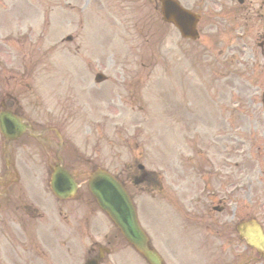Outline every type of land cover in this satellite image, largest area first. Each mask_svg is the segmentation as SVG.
I'll return each mask as SVG.
<instances>
[{
	"label": "rangeland",
	"instance_id": "374dc122",
	"mask_svg": "<svg viewBox=\"0 0 264 264\" xmlns=\"http://www.w3.org/2000/svg\"><path fill=\"white\" fill-rule=\"evenodd\" d=\"M87 2L0 0V15L6 16L10 11L7 17L17 28L8 60H3L11 66L8 78L13 91L19 88L16 96L21 104L41 101L39 106H30V114L50 119L62 113L67 119L62 123L63 132L85 159L115 171L135 157L148 171L169 175L171 167H177L169 161L173 148L178 149L175 156L180 160L185 157L182 149L191 143L187 132L183 137L178 135L181 128H199L212 139L216 132L224 134L233 127L235 133L227 135L238 150L243 148L242 141L251 143L248 130L264 128V116L255 113L253 117L244 104L246 99L240 93L234 94L235 87L229 88L224 81L211 82L208 71L193 58L196 50H187L169 31L162 29L163 35L148 48L142 44L134 24L108 22L111 34L107 32L105 39L98 40L103 21L97 16L107 14L100 9L118 6V0H101L99 9L94 1L92 7ZM147 27L145 34L150 32V25ZM68 36L73 41L62 43ZM99 69L107 78L100 85L93 81ZM182 76L191 82L186 90ZM205 99L208 107L203 108ZM234 103L237 113L231 110ZM230 112L233 120L228 118ZM92 218L94 240H105L106 234L111 241L106 264H121V259L133 264L134 254L119 240L107 219L96 209ZM49 219H55L50 212ZM20 237L27 239L26 235ZM76 243L78 247L71 253L78 259H48L43 264H80L89 243L84 235L76 236ZM11 244L0 249V264L30 261L21 257L22 252L38 249L33 245L24 249L25 242L21 246ZM185 251L187 258L192 259L189 249ZM17 255L20 258L16 259Z\"/></svg>",
	"mask_w": 264,
	"mask_h": 264
},
{
	"label": "flooded vegetation",
	"instance_id": "af4514ba",
	"mask_svg": "<svg viewBox=\"0 0 264 264\" xmlns=\"http://www.w3.org/2000/svg\"><path fill=\"white\" fill-rule=\"evenodd\" d=\"M93 1L99 9L101 0H90L91 7ZM174 1L197 17V36L191 42L196 44L202 68L208 71L210 81H226L233 76L234 85L247 88L248 102L254 104L256 96L261 100L264 93V0ZM117 4L100 9L107 14L97 17L109 24H134L148 48L155 44L153 34L158 32L146 31L145 34L141 30L144 25H166L173 31L162 19L160 0H118ZM124 10L128 14H122ZM3 19L7 20L3 22ZM12 29L13 22L7 16H0V57L3 60H8L14 44ZM189 43L185 40L186 48ZM4 66L5 63H0V114L12 116L23 131L8 141L0 135V221L8 224L9 212L14 210L15 224L21 228L25 217L39 213L37 201L41 198V183L34 173L56 163L57 147L64 140L59 141L46 123L40 122L39 115L30 114L28 103L19 105V96H15L19 88L13 91L12 80L4 72ZM232 116L230 113L229 118ZM227 133H235L233 127H229ZM227 133L216 132L210 139L206 131H201L200 143L192 144L191 153L183 159L179 157L180 160L173 155L171 165L177 167H171L170 174L160 178L164 181L154 180L159 177L143 172L121 173L123 185L133 183L138 185L139 191L148 185L151 204L156 210L163 207L160 211L167 210L163 215L165 224L158 212L152 217L155 227L152 240L166 264H264V257L254 254L237 234L239 226L247 222H256L264 234V128L247 131L252 142L241 158ZM75 162L76 159H69L63 164L73 168ZM44 192L42 186L41 195ZM137 197L135 195L139 202ZM191 197H197L194 204H189ZM65 211L56 208L54 214L58 215L65 233H72L76 210ZM197 222L209 233L214 248L213 261L198 256L200 246L194 250L197 259H184L181 255L180 246L190 242L187 232ZM21 230L29 231L26 225ZM50 232L54 230L50 228ZM11 235L6 236L7 244L22 245L18 239H9ZM192 236L198 238L196 232Z\"/></svg>",
	"mask_w": 264,
	"mask_h": 264
},
{
	"label": "water",
	"instance_id": "95a60500",
	"mask_svg": "<svg viewBox=\"0 0 264 264\" xmlns=\"http://www.w3.org/2000/svg\"><path fill=\"white\" fill-rule=\"evenodd\" d=\"M174 12L177 15L175 26L181 33L188 32L190 29L186 28L187 25L182 20V12L176 8ZM90 191L125 239L149 264H155L158 257L148 248L147 241L136 223L134 211L118 184L106 174L96 172L90 179Z\"/></svg>",
	"mask_w": 264,
	"mask_h": 264
}]
</instances>
